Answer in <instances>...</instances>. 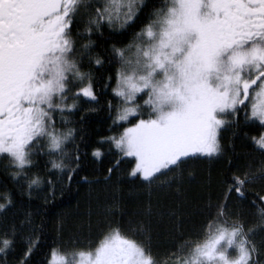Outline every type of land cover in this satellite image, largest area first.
Returning a JSON list of instances; mask_svg holds the SVG:
<instances>
[{"label": "snow or ice", "instance_id": "obj_1", "mask_svg": "<svg viewBox=\"0 0 264 264\" xmlns=\"http://www.w3.org/2000/svg\"><path fill=\"white\" fill-rule=\"evenodd\" d=\"M146 7L144 0H0V157L29 195L42 185L54 187L32 172L40 155L50 158L49 172L67 173L71 182L79 156L73 152L69 163L65 158L76 129L58 128L55 116L67 125L64 114L78 110L75 101L99 103L92 72L83 69L103 67L106 60L119 64L108 77L119 100L107 105L113 123L136 122L102 142L114 145L121 158L134 157L130 175L148 185L178 180L193 159L221 156L222 131L238 127L241 112L246 125L258 121L264 127V0H164L132 42L96 52L94 35L103 27H131ZM82 15L87 19L80 32ZM253 140L264 151V133ZM102 155L99 148L93 151L97 159ZM258 181L264 182V163L233 176L203 238L185 242L167 259L155 256L147 240L134 238L147 236L142 226L122 230L109 224L94 250L69 258L53 249L48 264H261L264 239L256 237L264 233V196L257 197L254 227L230 209L231 194L245 198ZM0 199V212L13 203L8 192ZM37 243L29 238L18 264H28ZM15 246V226L0 232V257Z\"/></svg>", "mask_w": 264, "mask_h": 264}, {"label": "trees", "instance_id": "obj_2", "mask_svg": "<svg viewBox=\"0 0 264 264\" xmlns=\"http://www.w3.org/2000/svg\"><path fill=\"white\" fill-rule=\"evenodd\" d=\"M144 2L147 7L142 9L139 19L131 27L115 31L103 27L101 33L92 37L98 46L96 52H110L113 44L123 47L132 42L135 34L148 23L154 9L163 6L164 0ZM86 19L82 15L77 31H83ZM118 67V63L107 60L103 67L86 66L83 70L92 72L99 103L87 98L75 101L78 110L71 115L64 114L71 121L67 125L61 123L59 114L55 116L58 128L76 129L75 144L68 145L65 158V163H69L73 152L79 156V166L72 174L71 182L66 179L67 173L49 172L51 166L47 161L50 158L40 155L35 157L37 167L32 172L51 179L54 187L42 185L29 195L24 181L16 182L7 174L8 162L0 157V194L10 193L13 201L0 212V232L13 226L16 230V246L7 257H0V264H18L30 237L37 238L38 243L28 264H48L53 249L65 254L94 250L108 232L109 224L122 226V230L142 226L147 230V236L136 235L134 238L147 240L155 256L167 259L185 242L203 238L205 224L215 215V205L222 202L233 176L250 169L258 171L264 163V151L253 140L264 133V127L258 121L246 125L241 112L240 125L228 126L222 131L224 152L221 156L191 160L181 177L167 185H148L131 176L135 158H121L114 145L102 142L108 137H118L136 122L130 118V122L123 123L122 127L114 124L115 113L107 106L109 101L113 105L119 103L111 90L115 83L109 85L108 81ZM75 91L78 89L74 88ZM72 102L69 99V103ZM138 102L143 105L139 97ZM97 148L103 153L99 159L93 156ZM117 160L120 161L118 165ZM70 166L77 167L75 164ZM109 169H112L111 173ZM164 179L171 180V177ZM258 196H264V182L249 185L245 198L231 194L230 209L242 215L249 227L256 225ZM3 202L0 199V203ZM256 239L257 242L264 239V233L258 232Z\"/></svg>", "mask_w": 264, "mask_h": 264}, {"label": "rangeland", "instance_id": "obj_3", "mask_svg": "<svg viewBox=\"0 0 264 264\" xmlns=\"http://www.w3.org/2000/svg\"><path fill=\"white\" fill-rule=\"evenodd\" d=\"M142 105V104H141ZM145 111H147L146 109H145ZM132 126V125H131ZM130 127V126H129ZM68 256H69V258H71V253H69V254H67ZM261 264H264V261H262L261 262Z\"/></svg>", "mask_w": 264, "mask_h": 264}]
</instances>
